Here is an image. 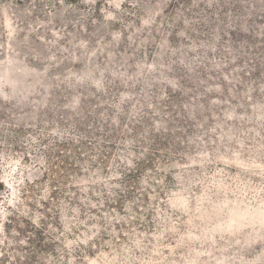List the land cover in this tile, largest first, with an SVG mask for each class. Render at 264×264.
I'll return each instance as SVG.
<instances>
[{
    "label": "rangeland",
    "instance_id": "374dc122",
    "mask_svg": "<svg viewBox=\"0 0 264 264\" xmlns=\"http://www.w3.org/2000/svg\"><path fill=\"white\" fill-rule=\"evenodd\" d=\"M264 264V0H0V262Z\"/></svg>",
    "mask_w": 264,
    "mask_h": 264
},
{
    "label": "trees",
    "instance_id": "16d2710c",
    "mask_svg": "<svg viewBox=\"0 0 264 264\" xmlns=\"http://www.w3.org/2000/svg\"><path fill=\"white\" fill-rule=\"evenodd\" d=\"M4 262V260H1L0 264H2Z\"/></svg>",
    "mask_w": 264,
    "mask_h": 264
}]
</instances>
